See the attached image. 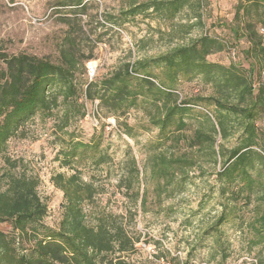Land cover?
<instances>
[{"label":"rangeland","instance_id":"obj_1","mask_svg":"<svg viewBox=\"0 0 264 264\" xmlns=\"http://www.w3.org/2000/svg\"><path fill=\"white\" fill-rule=\"evenodd\" d=\"M151 1L154 0L90 3L88 13L77 20L83 29L77 43L85 57L92 56L77 75L79 83L85 86L94 79L108 77L122 62L154 58L205 35L227 42L224 51L208 57L210 62L249 68L245 53L248 40L245 37L238 40L235 35L236 27L245 24L244 20L236 19L238 0H189L174 19L154 13L130 18L122 25L110 23L111 17L118 18L132 6ZM54 4L55 0H0V48L59 62V51L68 30L60 17L73 15L66 11L58 13ZM89 65L95 68L92 78L87 72ZM256 78L264 82V77ZM154 82L160 86L158 81ZM175 93L179 96L178 103H191L187 105L190 110L178 116L177 123L165 131L153 123L163 98L157 102L152 92L140 98L138 106L124 116L106 117L100 110L105 121L98 127L91 122L95 102L85 99L82 101L86 117L63 132L55 117L38 115L22 133L8 141L5 154L0 156V190L7 188L12 175L37 177L39 196L48 206L43 223L56 229L62 218L63 193L54 186L52 178L77 170L84 180L95 181L99 186L94 213L105 210L126 216L128 209L134 208V202L124 195L126 189L119 188L117 169L121 163L126 169L131 149L140 170L139 182L133 179L140 198L137 215L133 221L128 215L125 221L131 235L139 238L136 250L126 255L129 262L155 264L150 260L151 252L139 246L142 243L153 247L158 258L173 264H264L261 241L264 191L254 193L248 188L238 196L235 185L223 193L227 185L219 176L223 171L222 152L227 158L240 143L237 123L227 125L230 134L226 139L219 130L216 135L213 133L212 124H217L219 112L201 99L217 94L201 78L181 79ZM108 120H115L111 130L107 129ZM258 127L260 143L264 144V115ZM198 132L215 138V156L193 145ZM73 140L86 143L101 140V151L111 156L115 169L110 172V165H104L97 170L91 160L64 166L60 152L69 150ZM256 150L260 152L261 148ZM257 168L264 172L262 165L257 164ZM254 178L264 185V177L259 178L256 173ZM238 183L240 188L244 185L240 180ZM223 214L227 220L217 226ZM0 230L16 238L20 254L30 247L28 238H20L9 223L0 224Z\"/></svg>","mask_w":264,"mask_h":264},{"label":"trees","instance_id":"obj_2","mask_svg":"<svg viewBox=\"0 0 264 264\" xmlns=\"http://www.w3.org/2000/svg\"><path fill=\"white\" fill-rule=\"evenodd\" d=\"M94 1L55 0L58 13L66 11L73 15L60 17L68 30L59 51V62L0 48V156L5 154L8 141L22 133L38 115L55 117L61 132L73 122L84 119L82 99L99 102V109L106 117H121L136 108L140 98L152 92L157 102H162L163 98L153 123L165 131L177 123L178 116L190 110L187 105L191 103H178L179 96L175 93L178 82L201 78L217 94L201 99L219 112L217 124H212L213 133L216 135L219 130L228 138L227 125L233 121L241 132L239 145L227 158L224 152L221 154L224 163L219 176L227 185L223 193L227 192V187L235 185L238 196L248 188L254 193L264 191L263 183L254 178L256 173L259 178L264 177L262 169L257 168V164L264 167V144L260 143L258 127L264 115V82L256 78L264 77V0H238L236 19L244 20L245 24L236 27L235 35L238 40L244 37L248 40L249 47L245 51L248 69L241 64L225 66L210 62L208 57L224 51L227 42L205 35L154 58L122 62L108 77L94 79L83 86L77 75L92 56L85 57L77 43V36L83 32L77 20L88 13ZM188 4L189 0H154L132 6L109 21L122 25L130 18L154 13L174 19ZM125 132L133 136L131 131ZM193 143L202 151L217 154L215 138L207 134L198 132ZM101 147V140L89 143L73 140L69 150L60 152L64 156L63 165L70 167L74 161L81 164L91 160L95 169L110 165L111 172L115 164L108 153H102ZM258 147L260 152L256 150ZM128 152L130 163L126 169L122 163L117 169L118 185L126 189L124 195L134 202V208H129L126 215L133 221L140 198L133 179L139 182L140 170L131 149ZM239 180L244 182L241 188ZM52 181L63 193L62 218L56 229L43 223L48 206L39 196L37 177L12 175L7 188L0 190V224L9 223L18 236L27 237L30 244L26 252L20 254L16 238L0 230V264H133L126 255L136 250L139 238L131 235L129 224H125L126 216L105 210L94 213L98 184L84 180L77 170L70 175L59 173ZM261 219L264 224V214ZM226 220L223 214L217 226ZM261 237L264 243V233Z\"/></svg>","mask_w":264,"mask_h":264},{"label":"built area","instance_id":"obj_3","mask_svg":"<svg viewBox=\"0 0 264 264\" xmlns=\"http://www.w3.org/2000/svg\"><path fill=\"white\" fill-rule=\"evenodd\" d=\"M262 33H264V30H262ZM88 74L92 78L95 74V68L92 65L88 66ZM95 110L92 112L91 122L94 124L95 127H98L102 121H105L103 118L101 111L99 109V102H95ZM115 127V120L112 122L108 120V126L107 129L111 130ZM140 247H143L145 250H148L151 252L150 254V260L155 264H173L169 260H165L164 258H157L154 248L153 247H147L145 244L140 243Z\"/></svg>","mask_w":264,"mask_h":264}]
</instances>
